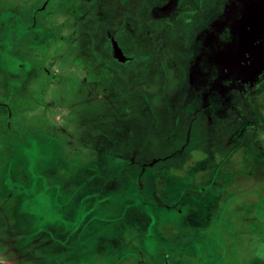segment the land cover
I'll return each mask as SVG.
<instances>
[{"label": "rangeland", "instance_id": "rangeland-1", "mask_svg": "<svg viewBox=\"0 0 264 264\" xmlns=\"http://www.w3.org/2000/svg\"><path fill=\"white\" fill-rule=\"evenodd\" d=\"M45 1L0 0V99L40 94L0 121V264L264 262V0ZM85 17L120 71L106 38L159 42L171 85L96 90Z\"/></svg>", "mask_w": 264, "mask_h": 264}, {"label": "trees", "instance_id": "trees-1", "mask_svg": "<svg viewBox=\"0 0 264 264\" xmlns=\"http://www.w3.org/2000/svg\"><path fill=\"white\" fill-rule=\"evenodd\" d=\"M54 2L56 0H47V3L51 5ZM90 26L87 17L79 21L75 45L77 58L74 64L85 69L86 81L92 84L96 90L101 91L105 88L114 89L116 92L120 90L119 93L126 97L128 96V86L137 82L154 83L155 88L159 90H165V83L162 82L164 80L166 84L171 85V80L166 75L163 65L165 52L159 42L147 46L143 43L134 44L117 39L121 51L125 56L131 58L126 71L121 73L111 60L93 48L94 38L88 29ZM52 43L53 39L48 38L39 45H29L28 51L43 57ZM32 96L27 99H17L16 96L0 99V121L8 132L15 134L11 122L15 119L16 114H20L23 110H32L40 104V94ZM164 261H166L165 258ZM245 264H264V262L254 259Z\"/></svg>", "mask_w": 264, "mask_h": 264}, {"label": "flooded vegetation", "instance_id": "flooded-vegetation-1", "mask_svg": "<svg viewBox=\"0 0 264 264\" xmlns=\"http://www.w3.org/2000/svg\"><path fill=\"white\" fill-rule=\"evenodd\" d=\"M47 2V0L45 1V3ZM106 41H107V45L110 47V49L113 51V55L115 56V58H117L118 56H116L115 55V53H114V49H113V41H115V43H116V45L118 46V49H120V47H119V45H118V41H117V38H115V39H111L110 37H108V38H106L105 39ZM113 40V41H112ZM120 51H121V49H120ZM99 52V51H98ZM122 52V51H121ZM165 52V51H164ZM105 58H107V59H109V60H111L112 61V63L114 64V66H116V63H115V59L113 58V57H108V56H106L105 54H103V53H101ZM122 54L124 55V53L122 52ZM121 54V55H122ZM125 56V55H124ZM125 58H127V59H131L130 57H128V56H125ZM129 66V65H128ZM127 66V67H128ZM116 68H118L117 66H116ZM127 69V68H126ZM120 71V70H119ZM126 71V70H125ZM124 71V72H125ZM121 73H123V71H120Z\"/></svg>", "mask_w": 264, "mask_h": 264}, {"label": "water", "instance_id": "water-1", "mask_svg": "<svg viewBox=\"0 0 264 264\" xmlns=\"http://www.w3.org/2000/svg\"><path fill=\"white\" fill-rule=\"evenodd\" d=\"M113 49H114V53H115L116 56H118V55L121 56V52H120V50L118 49V47H117V45L115 43H113Z\"/></svg>", "mask_w": 264, "mask_h": 264}]
</instances>
